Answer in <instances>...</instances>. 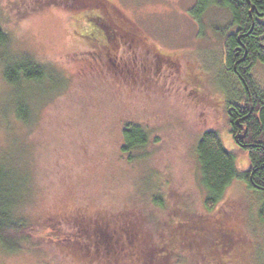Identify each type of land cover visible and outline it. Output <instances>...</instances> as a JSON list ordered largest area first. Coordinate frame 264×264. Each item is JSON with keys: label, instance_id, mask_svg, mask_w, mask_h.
Wrapping results in <instances>:
<instances>
[{"label": "rangeland", "instance_id": "374dc122", "mask_svg": "<svg viewBox=\"0 0 264 264\" xmlns=\"http://www.w3.org/2000/svg\"><path fill=\"white\" fill-rule=\"evenodd\" d=\"M108 1L140 29L110 54L88 42L85 3L0 0L10 38L0 48V166L23 181L19 213L36 229L19 251L0 245V264H264L259 192L241 180L219 205L230 226L212 237L160 227L209 213L196 154L205 131H219L240 170L250 167L227 112L229 12L214 7L199 22L197 0ZM30 56L44 78L8 84L4 65ZM255 73L264 82V69ZM128 123L151 134L133 161L122 152Z\"/></svg>", "mask_w": 264, "mask_h": 264}, {"label": "trees", "instance_id": "16d2710c", "mask_svg": "<svg viewBox=\"0 0 264 264\" xmlns=\"http://www.w3.org/2000/svg\"><path fill=\"white\" fill-rule=\"evenodd\" d=\"M75 2L85 3L78 17L90 27L86 33L88 42L104 48L109 54L118 47L125 48L127 42L130 45L140 34V29L124 18L108 0ZM66 4L69 5L68 2ZM214 7L227 10L231 16L230 27L233 30L225 40L223 61L230 83H235L231 85L234 98L227 102V112L232 137L238 141L245 136L243 141L240 140L241 146L235 138L234 141L238 150L248 155L250 167L248 171H241L237 151L226 146L222 134L217 130L205 131L197 141L196 154L207 194L204 206L209 213L200 220L188 215L169 226L162 224L160 227L165 233L192 230L197 231L198 236L204 233L202 236L212 237L216 227L229 221L226 217L223 219L224 211L219 205L222 206L228 188L236 180L259 192V215L264 221V90L261 86L264 82L259 81L255 73L259 66L264 69V17H260L264 14V0H197L192 11L194 19L200 22L202 16ZM71 8L79 9L78 3L72 2ZM9 44V34L0 25V48L8 49ZM0 58L6 59L7 56L3 53ZM4 66L3 77L12 86L23 81H41L47 70L31 56ZM17 117L26 120L20 112ZM239 120L240 127L237 125ZM122 134V152L129 155L131 161L139 157L135 152L144 151L151 144L150 132L140 124H126ZM21 184L23 181L17 174L0 166V245L10 252L21 250L36 235L34 224L19 213ZM156 203L165 206L161 198H157ZM228 224L230 226L231 223Z\"/></svg>", "mask_w": 264, "mask_h": 264}, {"label": "flooded vegetation", "instance_id": "af4514ba", "mask_svg": "<svg viewBox=\"0 0 264 264\" xmlns=\"http://www.w3.org/2000/svg\"><path fill=\"white\" fill-rule=\"evenodd\" d=\"M262 18H263V17H262ZM237 125L240 127V120L237 121ZM244 137H245V136H241V137L238 139V141H237V138H235V136H234V138L236 139V141L238 142L239 145H240V140L243 141V140H244ZM234 138H233V139H234ZM240 146H241V145H240Z\"/></svg>", "mask_w": 264, "mask_h": 264}, {"label": "water", "instance_id": "95a60500", "mask_svg": "<svg viewBox=\"0 0 264 264\" xmlns=\"http://www.w3.org/2000/svg\"><path fill=\"white\" fill-rule=\"evenodd\" d=\"M260 17H264V14H261Z\"/></svg>", "mask_w": 264, "mask_h": 264}]
</instances>
